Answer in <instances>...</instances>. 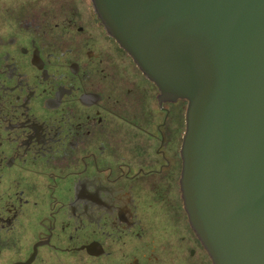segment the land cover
I'll return each mask as SVG.
<instances>
[{
	"label": "flooded vegetation",
	"instance_id": "af4514ba",
	"mask_svg": "<svg viewBox=\"0 0 264 264\" xmlns=\"http://www.w3.org/2000/svg\"><path fill=\"white\" fill-rule=\"evenodd\" d=\"M188 106L93 0H0V264H213L181 190Z\"/></svg>",
	"mask_w": 264,
	"mask_h": 264
},
{
	"label": "water",
	"instance_id": "95a60500",
	"mask_svg": "<svg viewBox=\"0 0 264 264\" xmlns=\"http://www.w3.org/2000/svg\"><path fill=\"white\" fill-rule=\"evenodd\" d=\"M160 89L188 101L181 190L213 264H264V0H93Z\"/></svg>",
	"mask_w": 264,
	"mask_h": 264
}]
</instances>
